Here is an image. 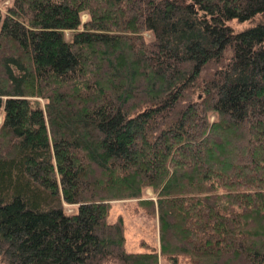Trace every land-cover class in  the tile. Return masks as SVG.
<instances>
[{
	"label": "trees",
	"instance_id": "obj_1",
	"mask_svg": "<svg viewBox=\"0 0 264 264\" xmlns=\"http://www.w3.org/2000/svg\"><path fill=\"white\" fill-rule=\"evenodd\" d=\"M117 199L156 218L157 248L125 251ZM158 255L264 264V0H10L0 264Z\"/></svg>",
	"mask_w": 264,
	"mask_h": 264
},
{
	"label": "rangeland",
	"instance_id": "obj_2",
	"mask_svg": "<svg viewBox=\"0 0 264 264\" xmlns=\"http://www.w3.org/2000/svg\"><path fill=\"white\" fill-rule=\"evenodd\" d=\"M10 0H0V16L4 13L5 6ZM86 14L81 15V20L86 19ZM234 30L242 29L250 22L237 23L231 21L229 23ZM68 37V32H64ZM143 198L153 199V195L149 189L144 190ZM67 211H71L73 206H65ZM118 217L121 218L123 224L124 249L127 252H143L149 251L151 248H157V223L156 218L147 214L144 208L138 203V199H117L112 200L109 204L107 213V221L112 222ZM157 264H172L164 256L158 255ZM175 264H189L184 256H177Z\"/></svg>",
	"mask_w": 264,
	"mask_h": 264
}]
</instances>
